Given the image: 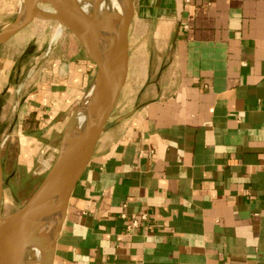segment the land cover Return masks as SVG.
Masks as SVG:
<instances>
[{"label": "crops", "instance_id": "obj_1", "mask_svg": "<svg viewBox=\"0 0 264 264\" xmlns=\"http://www.w3.org/2000/svg\"><path fill=\"white\" fill-rule=\"evenodd\" d=\"M133 5L135 100L110 118L72 190L53 264H264V0ZM55 32L16 86L21 32L0 44V131L16 138L18 165L63 135L94 82L75 37Z\"/></svg>", "mask_w": 264, "mask_h": 264}, {"label": "water", "instance_id": "obj_2", "mask_svg": "<svg viewBox=\"0 0 264 264\" xmlns=\"http://www.w3.org/2000/svg\"><path fill=\"white\" fill-rule=\"evenodd\" d=\"M40 6L48 7L53 13H43L39 9ZM133 15V0H124L121 28L115 40L111 42L101 35L91 16L88 17L94 27L87 25L85 22L87 17L83 16L82 9L75 0H23L15 22L0 32V44H3L35 19L58 23L60 27L75 37L87 58L94 64L96 69L94 82L98 84V106L90 130L86 134L79 135L74 143L67 147L66 141L73 127V114L64 128L56 158L37 189L20 209L7 217L0 216L2 264H26L25 251L26 246L29 245L42 251L45 258L44 264H53L54 245L49 248L41 238L27 237L26 224L38 205L46 199L65 198V215L69 196L91 160L102 132L110 124L109 120L125 85L128 60L127 36ZM113 16L117 17L116 14ZM104 18L109 21L112 17L104 15ZM64 176H69L65 183L53 185L55 180ZM2 190L3 178L0 159V210Z\"/></svg>", "mask_w": 264, "mask_h": 264}, {"label": "rangeland", "instance_id": "obj_3", "mask_svg": "<svg viewBox=\"0 0 264 264\" xmlns=\"http://www.w3.org/2000/svg\"><path fill=\"white\" fill-rule=\"evenodd\" d=\"M22 1L23 0H0V32L15 22ZM80 1L82 2L84 0H79V2ZM89 1L93 3L100 2L99 0ZM39 9L45 14L53 13V11L46 6H40ZM55 30L57 32H55ZM53 32H55L54 35H56L54 38H57L58 34L56 33L58 32L60 36L59 39L63 36H72L69 31L63 27H60L56 22L35 19L28 28L21 31V33L12 39V51L18 53L17 58L19 53L26 52V55L23 56L21 62L18 63L14 68L15 78L13 79L15 81L13 82V85H19L25 79L27 70L31 67V62L33 63L32 59L34 58L35 54L42 51L41 49L38 50L37 46L46 45ZM132 43L133 41H131L130 45L131 50L129 49V54H131V57L133 54L135 55L136 51L135 45H132ZM132 81L133 80L130 71L129 78L127 79V82H125L121 97L118 102L119 105L117 104L111 117L118 115L119 113L125 111L127 107L132 106L135 100V97H133L131 94L133 84ZM28 83H30V81ZM28 83L24 82V87L26 88H24L22 92H31V85L28 86ZM20 98L21 97H18V101H20ZM24 99L25 97H23L20 102H23ZM83 101L84 100H82V102ZM82 102H80L78 105L70 107L67 117L70 118L79 108ZM125 105L127 106L126 108H124ZM32 114L35 115V113H31L25 120V124H27L25 129L30 130L29 134L31 136L35 135L34 133H36V131L33 129L34 124L29 121L33 119ZM8 134V129L5 130L4 128H1L0 159L3 190L0 216L2 218L11 215L28 201L47 173V169L45 168L51 167L52 163L54 162L57 149L56 151H53V149H55V147L58 145V142L62 138V134L58 137L56 136V138L53 135L50 137H43L46 145H39L38 148L40 150L36 155L32 154L33 156L28 157L27 161H25V165H18L17 157L19 146L15 137H13V139H7L6 136ZM35 150L36 149H32V152Z\"/></svg>", "mask_w": 264, "mask_h": 264}, {"label": "bare ground", "instance_id": "obj_4", "mask_svg": "<svg viewBox=\"0 0 264 264\" xmlns=\"http://www.w3.org/2000/svg\"><path fill=\"white\" fill-rule=\"evenodd\" d=\"M82 9L85 22L89 27H94L93 22L88 16H91L101 35L108 41L113 42L121 28L124 0H99L100 2H90L89 0L80 1L75 0ZM74 14V12H73ZM117 15V17L113 15ZM104 15H109L112 18L108 21ZM57 32V31H56ZM57 37H59V32ZM56 36V35H54ZM98 84L94 82L86 95L84 101L74 113L72 132L68 136L66 146H71L75 139L81 135L86 134L91 126L93 117L98 106L97 98ZM69 176L61 177L55 180L53 185H61L68 180ZM65 198L46 199L40 203L35 213L29 218L26 224V236H35L45 241L49 248L54 245L57 230L62 222ZM2 233L0 231V264H2L1 251ZM26 264H44L45 258L41 250H37L31 245L26 246L25 251Z\"/></svg>", "mask_w": 264, "mask_h": 264}, {"label": "built area", "instance_id": "obj_5", "mask_svg": "<svg viewBox=\"0 0 264 264\" xmlns=\"http://www.w3.org/2000/svg\"><path fill=\"white\" fill-rule=\"evenodd\" d=\"M121 217H122V218H126V216H125L124 214H122ZM140 219L143 220V221H145V220L147 219V215H146V214L141 215V216H140ZM137 225H138V224H137V220H133V221L128 225L127 229L130 231V230L136 228Z\"/></svg>", "mask_w": 264, "mask_h": 264}, {"label": "trees", "instance_id": "obj_6", "mask_svg": "<svg viewBox=\"0 0 264 264\" xmlns=\"http://www.w3.org/2000/svg\"><path fill=\"white\" fill-rule=\"evenodd\" d=\"M26 53V52H25ZM25 53H23L22 56L26 55ZM33 119L29 120L32 124H34V128L37 126L36 124H38V121L35 120V115L32 114ZM26 123V122H25Z\"/></svg>", "mask_w": 264, "mask_h": 264}]
</instances>
